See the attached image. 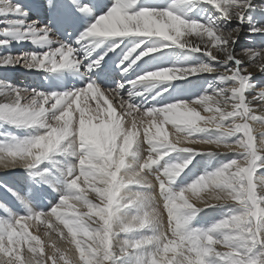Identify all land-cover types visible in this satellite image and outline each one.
I'll return each mask as SVG.
<instances>
[{
  "label": "snow or ice",
  "instance_id": "snow-or-ice-1",
  "mask_svg": "<svg viewBox=\"0 0 264 264\" xmlns=\"http://www.w3.org/2000/svg\"><path fill=\"white\" fill-rule=\"evenodd\" d=\"M254 7L255 0H48L54 18L83 28L68 42L29 21L23 4L0 0V49L8 50L0 67L85 81L40 91L0 79V127L29 134L0 133V168L51 180L60 197L37 210L0 185L23 210L0 202V264H264V88L253 80L264 73V48L238 53L242 29L227 27L246 23ZM249 31L264 35V26ZM23 43L39 50L12 54ZM177 52L196 62L168 66ZM106 59L118 75L101 83L95 77ZM209 77L215 87L202 88ZM220 149L231 159L213 165L226 155ZM178 153L181 162L172 163ZM57 154L69 162L50 160ZM219 208L228 209L225 218L192 226ZM37 221L50 229L45 236L74 248L53 242L46 254L30 230Z\"/></svg>",
  "mask_w": 264,
  "mask_h": 264
},
{
  "label": "rangeland",
  "instance_id": "rangeland-1",
  "mask_svg": "<svg viewBox=\"0 0 264 264\" xmlns=\"http://www.w3.org/2000/svg\"><path fill=\"white\" fill-rule=\"evenodd\" d=\"M260 1L261 0H255V2H260ZM255 11L256 9L253 8L252 10L248 12L247 16H248V19H250L249 22L246 21V23L242 25H237V22L233 20V22L230 25H227L229 29L235 28L237 26H239L242 29L238 37V43L236 45V48L240 46V49L237 48L238 50H236L238 53L239 52L242 53L245 49H248V48H260V44L264 42V35H253L249 31V29L255 25V21L257 20L255 16ZM37 19H39L42 24H48V19H46V17L44 16L43 17L34 16L29 21L37 20ZM260 22L261 23L259 26H261L264 23V17L261 19ZM50 26L60 35L62 39L68 42H71L70 39H72V34L69 37L70 29L68 27H64L62 30V27L60 25L50 24ZM60 28H61V31H60ZM16 49H20L19 52H17ZM33 50L38 51L39 49H36L35 46L28 44V43L17 44L13 50V54L18 55L22 52L33 51ZM13 70L17 72H22L23 70H26V69H24L21 66H16L15 68H13ZM106 73L107 72L103 70L97 71L96 77L98 76L100 79H104ZM11 81H14V79L12 78ZM22 84L24 85L22 88L32 87V88H37L38 90H40L37 87L38 86L37 83L33 82L31 78L27 79V81ZM11 129L13 131H0V133L16 135L21 138L27 137V135H24L23 133H19L17 129H13V128ZM3 138H4L3 136H0V140H2ZM208 147L209 146H204V150L202 151H208ZM205 148H207V150ZM215 150L216 149L213 148L212 151H215ZM219 151L222 153H226V155L217 158L215 163H217L219 160L231 159L232 153H227V150L225 149H220ZM182 158H183V154L178 153L176 154L175 158L172 160V163H180ZM50 160L60 161L61 166H63L64 164H67L69 162L70 157H64V156H60L57 154L51 157ZM201 164L204 165L203 162ZM213 165H216V164L213 163ZM153 174L154 175L156 174L155 169L153 170ZM51 182H52L51 180L48 181V183H51ZM48 183L33 179L31 175H29L27 172H25L22 169H15L14 171H0V185H7L8 188H12L14 191L18 192L20 196L27 199L30 203H33L37 210L47 211L52 205L57 203V201L60 198L57 192L52 191V189L48 186ZM177 186L182 188L186 185L182 181H178ZM90 198H93V197H90ZM0 202H4L8 204L9 207L13 208V210L19 209L23 211L21 206L19 205V202L15 199V197H13L12 194L6 191L3 187H0ZM77 207L79 208V206ZM79 210L81 212L84 211V209H79ZM227 212H228L227 208L208 209L207 212L201 213L200 215L195 217V219L192 221V226L196 228L211 227L212 224L225 218ZM0 215H3V214L0 213ZM48 219H51L54 227L62 228V225H59L55 221L54 218L49 217ZM29 224H30V230L33 232V234L39 235L45 241L46 254L51 253L52 248L48 245H50L53 242H55L59 247L64 248V249L74 248L73 245H69L67 243V240H63V241L60 240L59 237L55 233H53L51 237L45 236L44 233L46 231H50V229H48L45 224L39 221L29 222ZM64 231L66 233V229ZM90 242L91 241H89V243ZM28 255L29 254L25 250V256L27 257ZM126 264H134V262L131 261L129 263L128 261L126 262Z\"/></svg>",
  "mask_w": 264,
  "mask_h": 264
},
{
  "label": "bare ground",
  "instance_id": "bare-ground-1",
  "mask_svg": "<svg viewBox=\"0 0 264 264\" xmlns=\"http://www.w3.org/2000/svg\"><path fill=\"white\" fill-rule=\"evenodd\" d=\"M14 2L23 4L24 7L28 10V20H30L34 16H41V17L44 16L46 17V19H48V24L50 23L54 25H60L62 27V30L64 27H68L70 29V33L72 34V39L78 37L79 32L83 31V28H80L79 30H77L76 25L68 23V22L60 21L54 18L52 14L50 13V11L48 10V0H14ZM254 8L256 9L255 16L257 18L254 26L258 27L261 23L260 22L261 19L264 17V11L261 10L262 8H264V0H261L260 2H255ZM249 20L250 19H248L247 22H249ZM261 26H264V23ZM60 31H61V28H60ZM72 39H70V41ZM16 45L17 44L12 45V48H11L12 54H13V50L16 47ZM237 48L240 49V46H238ZM237 48L236 50H238ZM260 48H264V42L260 44ZM19 50L20 49H16L17 52H19ZM5 51H8V50L0 49V55L6 54ZM240 58L244 59L245 63L247 64V59L245 57L240 56ZM118 62L119 61H116V63ZM195 62L196 60L192 56H188L184 53L177 52L170 58L168 62V66H171V64H189V63H195ZM102 70L106 71L107 73L113 74V75H118V71L112 59H106V62L102 65L101 69H98L97 71H102ZM12 78L14 79V81H11ZM29 78H31L33 82L37 83L38 85L37 87L40 89V91H47V90L66 91L74 87H82L85 82L84 80L81 79V77L78 74H73V73H69L65 75L62 79H56L55 77L49 76L47 73H44V72H35V71L29 72L27 70H23L22 72H17L13 70L12 67H9L7 69L0 67V79L7 80L11 83L13 82L12 84L17 85L21 88L24 86L22 83H25L27 79ZM95 78L101 83L106 82L104 79H100L98 76ZM253 80L257 88H264V73L257 72L256 76L253 77ZM177 83H182V82L178 81ZM209 84H212V86L215 87L216 81L214 80V78L209 77L207 81L201 87L206 89L208 88ZM254 94L255 93L253 92L252 95ZM96 103L97 101H94V100L88 101V104L91 105L92 108H95ZM100 103L102 104V106L106 107V105H103L102 101H100ZM81 105L84 106L83 101L81 102ZM113 105L116 106L115 101H113ZM202 114L208 115L207 113H202ZM128 119L130 120L131 118H128ZM0 131H13V130L7 126H3V127H0ZM18 131L19 133H23L24 135H27V136L29 135L28 132L26 131H23V130H18ZM167 131H169V133L172 134L171 138L175 140L176 136H175V133L173 132L171 125L167 126ZM186 146L196 148L197 150L201 149V151L204 150L203 145H186ZM205 149L207 150V148ZM208 150H213V148L208 147ZM197 159H201V158L197 157ZM215 161L216 160H213L212 163L216 164ZM205 167H206V163H204V165L201 164L200 169L197 174L198 175L203 174V170ZM0 171H14V170H4L0 168ZM71 254L72 253H70V255ZM130 262L131 260H129V263Z\"/></svg>",
  "mask_w": 264,
  "mask_h": 264
}]
</instances>
